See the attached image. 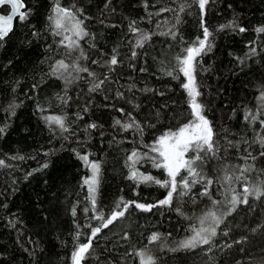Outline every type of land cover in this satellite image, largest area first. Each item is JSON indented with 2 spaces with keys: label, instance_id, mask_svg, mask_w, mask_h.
Segmentation results:
<instances>
[{
  "label": "trees",
  "instance_id": "obj_1",
  "mask_svg": "<svg viewBox=\"0 0 264 264\" xmlns=\"http://www.w3.org/2000/svg\"><path fill=\"white\" fill-rule=\"evenodd\" d=\"M57 5L87 33L71 50L53 35ZM24 11L27 19L0 40V264H73L96 227L81 264H141V252L153 264H264V33L256 31L264 0H208L203 14L198 0H26ZM205 28L211 47L196 57L193 76L214 150L200 153L199 176L181 171L189 188L162 205L170 189L129 179L128 156L142 157L138 173L168 179L146 157L161 135L192 120L177 58ZM142 34L148 39L137 47ZM58 61L69 65L62 75L52 71ZM83 155L100 165L95 210ZM123 204L124 215L103 227ZM208 212L222 216L216 234L181 247L209 227L201 224Z\"/></svg>",
  "mask_w": 264,
  "mask_h": 264
},
{
  "label": "snow or ice",
  "instance_id": "obj_2",
  "mask_svg": "<svg viewBox=\"0 0 264 264\" xmlns=\"http://www.w3.org/2000/svg\"><path fill=\"white\" fill-rule=\"evenodd\" d=\"M208 0H198L199 8L203 14L205 6L207 5ZM10 5L11 14L10 15H0V40H3L8 34L12 31L13 19L18 17L20 22H23L27 19L28 13L26 11H21L24 8L22 0H0V6ZM183 11V8L180 9ZM49 20L53 26V35L62 36L60 44L68 49H73L78 46V39H82L87 33L81 27L83 21L77 20L74 13L66 8L60 7L57 5L53 9V15L49 17ZM132 31L135 33L137 29L133 28ZM239 31L244 32V28H240ZM258 33H264V27L258 28L256 30ZM64 33H71V35H66ZM175 35V33H172ZM211 34L204 29L203 38H198L197 43L189 46L185 49L186 55L183 57H178V66L179 71L186 78V82L183 83V88L187 91L189 97V107L191 109L192 120L183 126L179 127L176 131L166 132L161 135L151 147L150 151L155 153L153 157H146L152 160L153 166L157 169H163L164 173L168 177L167 180L156 179L151 175H145L138 173L135 168V164L139 163V160L142 158L139 153L133 151L131 155L128 156L130 175L129 179L139 183H148L152 182L160 185L164 188H169L170 190L167 193V197L160 201L162 205L169 204L173 193L177 191L178 187L184 189L189 188V180L185 177H181V171L186 170L189 177L199 176V173L194 167L196 161L201 160V152L208 151L212 152L214 150L213 146V130L210 126V122L202 115V104L197 101L199 92L197 91L196 81L193 76L194 71V61L197 56L201 55L206 48H210L211 45L208 43V38ZM75 37V39L73 38ZM146 35H141V39L137 41V47L142 46V41L147 40ZM136 53L133 52V56ZM110 63L112 65L117 64V59L115 56L112 57ZM75 69L76 72L87 71L86 68H81L73 64L71 66ZM69 65L64 61H58L57 64L53 67V74L62 73L67 71ZM102 83V82H101ZM100 85H94V88H98ZM264 100V96L261 97ZM247 118V117H246ZM47 122L52 125L55 124L62 131H66L64 120L60 117H47ZM255 119V116L252 117ZM117 124L121 122L116 121ZM94 128L96 125H90ZM122 127L128 129L133 127V124H123ZM5 131L4 128H0V133ZM190 152H195L194 157L186 158L187 154ZM84 165L91 171V176L84 179L83 183L87 185L90 198L92 200L93 210H95V192L99 183V174H100V165L96 162H91L88 155H83L79 157ZM3 164V161H0V165ZM43 167H47L45 164ZM177 177H180V180H177ZM226 181H230V177L225 176ZM197 181L193 179L191 183H196ZM208 184H211L212 181H207ZM245 197L242 202H247V194L250 193V189L245 187L244 189ZM184 194V193H180ZM255 194L260 196L262 193L259 189L255 190ZM238 202V197L236 195L232 196L231 203L233 207ZM135 203V202H130ZM215 203V201L213 202ZM128 204H123V209L120 211H114L111 216L104 222L103 227H107L111 224L116 218L123 216L125 211L128 208ZM135 207L142 211H149L153 205H145L141 203H135ZM117 208H120V205H117ZM232 209H229V212ZM103 219V216H100ZM209 222V227H201L196 230L195 235L190 239L181 242V247L189 248L195 247L197 243L207 244L212 236L216 234V228L213 226H218L222 222V216H217L214 212H208L207 215L201 218V224ZM101 228L96 227L92 229L91 236L88 238V242L81 244L77 250L73 253V264H81V261L84 259L85 254L89 251L91 246L92 238H94ZM158 239L157 234H153L150 237L149 242H154ZM141 257V264H153V259L151 256H146L145 253H139Z\"/></svg>",
  "mask_w": 264,
  "mask_h": 264
},
{
  "label": "water",
  "instance_id": "obj_3",
  "mask_svg": "<svg viewBox=\"0 0 264 264\" xmlns=\"http://www.w3.org/2000/svg\"><path fill=\"white\" fill-rule=\"evenodd\" d=\"M25 1L26 0H22V3H23V5H24V8H22L21 9V11H24V9H25ZM4 7H6L7 8V11L5 12V13H3L2 12V9L4 8ZM10 15L11 14V7H10V5H7V4H5V5H3V6H0V15ZM18 19V17H14V19H13V26H12V29H13V27H14V24H15V21ZM7 37V36H6Z\"/></svg>",
  "mask_w": 264,
  "mask_h": 264
}]
</instances>
